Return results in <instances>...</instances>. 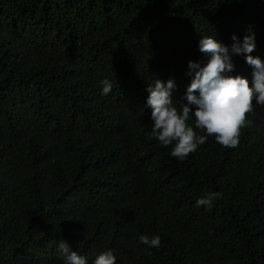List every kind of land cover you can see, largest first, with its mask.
Here are the masks:
<instances>
[{
    "label": "trees",
    "instance_id": "16d2710c",
    "mask_svg": "<svg viewBox=\"0 0 264 264\" xmlns=\"http://www.w3.org/2000/svg\"><path fill=\"white\" fill-rule=\"evenodd\" d=\"M249 30L264 61V0H0V264H64L62 240L87 264H264V106L236 147L209 136L183 160L146 106L156 79L187 102L201 36Z\"/></svg>",
    "mask_w": 264,
    "mask_h": 264
},
{
    "label": "clouds",
    "instance_id": "9594fccd",
    "mask_svg": "<svg viewBox=\"0 0 264 264\" xmlns=\"http://www.w3.org/2000/svg\"><path fill=\"white\" fill-rule=\"evenodd\" d=\"M250 34L239 41L236 35L228 45L217 40L216 36H201L199 51L206 61H189L191 83L186 89V103H180L178 110L174 106L172 91L176 87L174 80L164 82L156 79L149 83L146 106L151 108L152 136L162 146L173 145L171 155L180 160L195 152L209 136L224 148L236 147L239 143L240 130L250 125L248 114L253 112V102L264 106V61L254 57L255 34ZM233 55H243L246 63L252 68L251 83L240 75H231L234 71ZM102 95L111 93L113 85L108 79L101 82ZM195 118V128L206 135H198L187 121ZM221 197L219 192H206L196 201V206L210 208L213 202ZM139 241L149 248H159V235L149 237L140 235ZM58 252L64 264H87L84 256L73 251L64 240L58 244ZM93 264H116L112 250L100 253Z\"/></svg>",
    "mask_w": 264,
    "mask_h": 264
}]
</instances>
